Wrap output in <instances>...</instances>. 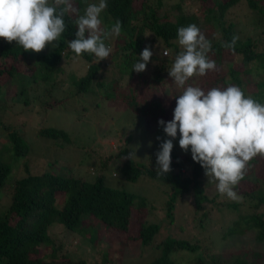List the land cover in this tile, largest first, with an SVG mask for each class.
Segmentation results:
<instances>
[{"label": "trees", "instance_id": "16d2710c", "mask_svg": "<svg viewBox=\"0 0 264 264\" xmlns=\"http://www.w3.org/2000/svg\"><path fill=\"white\" fill-rule=\"evenodd\" d=\"M163 1L140 0L138 8L135 6V0H107V8L101 14L102 27L110 29L119 20L122 28L119 36L113 35L106 41V44L113 45L114 49L109 58L101 61L88 53L76 56L68 47L67 42L75 39L77 31L75 24L77 14L75 13L65 15L66 30L60 38L58 47L52 48L50 51L40 53L24 51L16 42L8 43L0 38V77L6 76L8 83H14L17 75L25 73L19 71V65L22 69L26 66L30 73L23 74L18 80L20 88L25 92H27L28 86L35 87L34 85L40 82L48 85L44 90L47 96H55L52 90H55L58 73L62 70V59H82L87 65V69L83 75L77 78L73 77L71 94L58 98L55 96L54 100L46 101L44 105L51 107L52 102L54 104L66 102L65 100L68 98L70 100L73 96L84 94L82 98L88 101H86V105L81 103L82 106L78 107L82 110L81 113L76 114L78 119L84 114L88 117L92 115L91 120L96 124H101L102 117L109 120V116L119 106L115 103L108 104L107 100H121L124 107L116 109L118 115L126 111L127 121L131 119L136 124H145L151 121L154 123L152 136L149 137L154 148L147 149L146 161H136L129 156V143L132 134H126L123 138H119L121 141L118 139L115 151H108V156L105 159H100L102 165L106 166L114 156L119 157L123 161L121 171L126 180L135 182L141 177H147L152 181L157 180L166 185L162 191L165 198L159 205H156L140 193L106 183L103 172L95 171L94 173L93 169L89 175H84V170L74 163V165L68 164L73 171L63 172L56 170L51 165L52 163L44 161L40 165L47 166L48 169L31 172L29 164L26 162L23 165L25 168L23 174L8 179L13 167L6 160L0 158V264H57V252L62 244L55 245V240L50 233L53 226L61 227L65 232L76 235L81 232L83 234L91 232L86 240L91 243V248H93L89 254L96 251L101 260H94V257L90 259L91 255L87 259L83 257L72 259L68 255H63L71 264H108L109 261L114 264H257L254 260L246 258L244 253L243 255L233 254L229 257H224L221 253H210V261H205L203 249L206 247H203L200 241L179 238L166 232V223H173L178 218L175 205L184 196L187 197L186 200L182 199V204L186 203L191 207L194 224L196 221L200 224L204 220L206 223L208 222L210 211L207 210L206 205L217 203L235 206L250 201L251 211L239 213L230 224H216L215 227H223L224 230L221 233L223 240H233L235 236L243 237L247 233H251L256 241H263L264 190L258 189L255 195L252 191L253 188L242 191L240 185H237L234 191L243 200L230 199L226 202H223L222 198L219 199V194L210 195L207 192V186L211 187L215 179L212 177L207 179L208 176L205 175L202 166L193 161L191 151L187 155L178 154L179 134L173 139L172 171L164 175L158 174L156 153L160 150L162 140L170 139L159 126L158 121L160 119L168 121L163 101L169 99V95L165 97V91H162L161 94L164 97L161 99L156 96V92H159V88H163L167 82L176 85L169 75V70L176 55L183 51L182 46L178 43V28L198 24L200 20L194 12L188 11L185 0H178L177 3L171 4L170 10L161 14L160 9ZM197 1L200 3L198 8L201 15L206 21L211 22L216 30L213 32L214 38L209 40L212 48L208 55L219 67V69L209 71L206 75L201 76L204 82L203 89L207 91L214 87L226 88L235 85L240 87L246 96H251L254 100L264 104V49L259 47L258 40L249 36L245 39L239 38L234 49L223 46L226 43H231L234 35L237 36L234 24L226 23L223 20L224 14L240 0H212L211 4L209 0ZM262 1L259 3L258 0H247L249 6L258 13L257 20L260 23H264V0ZM73 2L76 4L79 14L82 15L88 4H98L99 0H73ZM160 46L170 49L171 53L167 56L162 55L157 51ZM145 47L150 48L153 57L147 65V68H150V74L143 78V72H135L133 65L140 59L139 55ZM228 54H231V57H228ZM118 58H120L118 64L121 70L122 68L129 70L128 84L114 94L115 88L106 87V82L102 80L101 68L111 63L117 66L115 62ZM226 59H229V62L223 63ZM254 61L258 62L259 70L256 75L251 73L250 68V64ZM234 62L238 63V67L234 65ZM255 76H258V79H255ZM192 79L194 77L186 82L185 87L192 85ZM249 85L253 89H249ZM94 86L100 89L106 88L105 96L91 93ZM132 86H135L136 90L131 91L130 87ZM180 90L183 92L184 89ZM1 95L3 98L4 94L1 92L0 85V98ZM21 101L28 103L27 94ZM170 102L171 104L175 103L172 100ZM103 106L111 110L106 111L105 108L102 110ZM0 107H2L1 104ZM90 110L92 112L88 114ZM92 113H97L96 118ZM37 133L39 136L51 140V147L55 148L62 147L74 140L71 131L59 126H41ZM106 135L103 131L100 137H111H106ZM157 137L161 139H157ZM6 139L10 146V154L15 159L30 151L24 132L8 129ZM256 161L255 157L250 164ZM186 171L188 172L186 173ZM115 175L116 173H113V176ZM246 178L248 177L245 175L244 179ZM255 181L258 179L256 178ZM245 198H247L246 201ZM157 209L164 213L165 221L164 219L157 222L147 220ZM93 220H96L110 233L117 231L125 234L126 238L122 239L120 247L127 248V242L131 241V243L138 244L142 251L149 249L148 261L142 257L141 259L127 257L125 252L124 257L121 256L123 253L121 252L120 257L116 258L113 255L115 251L110 257L106 246L97 248L100 244L98 235L91 231ZM84 223H89L88 228H83L86 225ZM134 223H136L137 234L127 235ZM179 227V231H185L187 222L184 221ZM44 248L49 250L46 254L41 252ZM253 255L259 256L258 252H254ZM143 261L144 263H142Z\"/></svg>", "mask_w": 264, "mask_h": 264}, {"label": "rangeland", "instance_id": "374dc122", "mask_svg": "<svg viewBox=\"0 0 264 264\" xmlns=\"http://www.w3.org/2000/svg\"><path fill=\"white\" fill-rule=\"evenodd\" d=\"M209 1H211L210 4L213 3L212 0ZM177 2L178 0H164L160 9V13L163 14L165 11H169L171 4H175ZM185 2L187 4L188 11L194 12L195 15L199 17V23L196 25L200 28L206 39L211 40L214 38L215 35H213V32L216 30L213 27V24H211L209 21H206L201 15V11L198 8V5L200 4L199 1L185 0ZM258 2L262 3L263 1L258 0ZM73 4L74 7H76L74 2ZM135 6L138 8L140 7V0H135ZM257 19L258 13L249 6L247 0H240L237 4L229 8L224 14L223 18L226 23L232 22L234 24V29L239 38L245 39L249 36H252V38L258 40L259 47L264 49V23H260ZM108 46L111 47L113 51V45ZM52 48L53 47L49 45L43 51H50ZM163 50H167L168 55L171 53L170 49L162 48V46L157 49V51L162 55ZM227 56L231 57V54H228ZM119 62L120 58H118L115 62L117 66H114L113 63H111L104 65V67L101 68L102 80L106 82V87L115 88V90H113L114 94L118 92V90L121 91V88L128 84L127 74L129 73V70H125L123 68L121 70V67L118 64ZM228 62L229 59H226L223 63ZM257 64V61H254L250 64V68L252 70L251 73L253 75L258 73L259 69ZM234 65L238 67L237 62H234ZM61 68V72L58 73V82L55 85V90H52L54 91L57 98L62 97V95L65 96L71 94L73 90V77L75 76L77 78L83 75L86 72L87 65L80 58H64L61 61ZM217 69H219L218 66L216 70ZM224 69H226L225 65ZM19 71L25 72L27 74L30 73L26 66H24L22 69V67L19 65ZM23 74L17 75L15 77L17 79L14 83H8L6 76L0 77L1 92L4 94L3 98L2 95L0 98V104L2 105V107H0V158L6 160L13 167L8 179L15 175L19 176L23 174V171L25 170L23 165L26 162L29 164L31 172H39L45 168L48 169L47 166L42 167L40 165L44 161L52 163L51 165L54 166L56 170L63 172L73 171L69 167L70 165L68 166V164H76L84 170V175H89L90 171H93V169L94 173L95 171L97 173L103 172L106 183L113 186L124 187L127 190L135 193H140L146 196L149 201H153L156 205H159L162 200H164L165 196L162 191L166 187L165 184L157 180L152 181L147 177H141L135 182L126 180L121 171V164L123 162L121 158L114 156L106 166L102 165L100 160L103 158L105 159L106 156H108V151H115L114 148L115 145H117L119 138L121 139L126 134L131 133L132 139L129 143V156L139 162L146 161L147 149L154 148V144L150 142L149 138L152 136V128L154 126L152 121L145 124H136V122L133 123L132 120L129 119L128 122L125 116V114H127L126 111L119 113V115L117 114L118 112L116 109H123L124 107L122 101L118 99L107 100V102L109 101L108 104H119L114 112H112V115L109 116V120L103 116L101 119V124H96L91 120L92 115L91 117H88L86 114L78 119V115L76 114L82 112V110L78 107L82 106L81 103L86 105V101H88L87 99L82 98L84 94L73 96L70 100L68 98L65 100L66 102H59L57 104L52 102L51 107L45 106L44 103L46 101H52L55 99V96L49 97L44 93L45 87L48 85L39 82L34 85L35 87L28 86L26 88L27 92L22 91L18 80ZM27 74L26 76H28ZM149 74L150 68H147L146 71L143 72V78ZM255 79H258V76H255ZM203 83L204 82L201 76H194V79H192V86L204 88ZM163 88H159L160 90L159 92H156V96L163 99L164 96L161 94L162 91H165V97L169 95V99H164L165 101L163 102L167 111L166 117L168 121H171L173 119V110L176 107L175 98L181 95L182 92L180 90L181 88L174 84L172 85L169 82H167ZM249 89L253 88L249 85ZM106 90V88L100 89L99 87L94 86L91 90V93L98 94V96H105ZM130 90L134 91L136 90V87L132 86L130 87ZM25 93L28 96L27 104L21 101L23 100V97H25ZM85 96H88V94H85ZM90 98L92 99L93 97L91 96ZM170 100L175 101V103L171 104ZM104 103L106 102L104 101ZM53 104L54 106H52ZM104 106L102 107V110L105 108ZM107 106L110 108L109 105ZM105 110L110 111L111 109L106 107ZM91 112L92 111L90 110L88 114H91ZM96 115L97 113L93 114V117L96 118ZM41 126L63 127L67 131H71V135L74 140L70 143L64 144L59 148H55L54 146L51 147V140L41 137L37 133L38 128ZM8 129H16L18 131L24 132L27 143L30 146V151L27 154L21 155L18 159H15L14 156L10 154V146L8 145L6 139ZM103 131L107 134L106 137H111H100V135L102 136ZM189 151L185 152L178 144L177 152L179 155H187L190 153ZM49 158L50 160H48ZM256 158L257 161L250 164L249 166L246 174L248 178L240 181L238 184L240 185L242 191L245 189L251 190L253 188L252 191L255 195L257 194L258 189L261 188L264 190V156H257ZM187 172L188 171H186V173ZM113 173H116V175L113 176ZM209 178L211 177H208L207 179ZM256 178L258 181H255ZM217 184L218 181L215 180L211 187L207 186V192L210 195L214 193L219 194V199L222 198L223 202L230 200L226 195L222 196L219 193ZM237 195L240 197L239 200H243L239 194ZM186 197L187 196H184L183 198L186 200ZM182 199H180V201L175 205V211L178 213V218L173 223L165 222L167 225L165 227L167 234H172L179 238H191L194 239V241H200L203 247H206V249H203L205 261H210V253H221L224 257H229L233 254L243 255L244 253L246 254L245 257L249 260H254L257 264H264V240L260 242L256 241L254 239V235L251 233H247L243 237L235 236L233 240H223L221 236V233H223L224 230L223 227H215L216 224H230L239 213H247L251 211V202H247V198L244 199L246 201L245 203H240L239 205L235 206L220 205L217 203L206 205L207 210L210 211L208 215L209 220L207 223L204 220L202 224L198 223L197 221L195 224L192 222L193 213L190 210L191 207L186 205V203L182 204ZM181 214H183L182 217ZM164 218V213L157 209L147 218V220L157 222L163 220ZM184 221L187 222V227L185 231L181 232L179 231V225H182ZM93 223L94 224L91 231L92 233L98 235L100 244L97 248L106 246V250L110 252V257L114 251L115 252L113 255H115L116 258L120 257L119 255L121 252H123L121 253V256L124 257L125 252L127 257H132L134 259H141L142 257V259L145 258L148 261L149 249H144V251H142L138 244L131 243V241L127 242V248L120 247L122 239L126 238L125 234L117 231L110 233L108 232L109 230L102 227L101 224H99L96 220H93ZM84 224L86 225H84L83 228H88L89 223ZM135 224L136 223L131 226L127 235H131L130 233L137 234ZM50 233L55 240L56 246L62 244V247L59 248L57 252V264H71L68 259L63 257V255H68L72 259H77L80 257L87 259L91 255L90 259L94 257V260H101L99 254L96 251H94L93 254H89L93 249L91 248V243L86 241L90 236V231L84 234L81 232L79 235H76L65 232L61 227L53 226L51 227ZM101 236L103 237L100 239ZM47 251L49 250L44 248L41 252L42 254H46ZM254 252H258L259 256L256 257L253 255ZM183 256L186 257L185 254H183ZM90 259H88V261H90ZM142 263H144V261ZM108 264L114 263L109 261Z\"/></svg>", "mask_w": 264, "mask_h": 264}, {"label": "clouds", "instance_id": "9594fccd", "mask_svg": "<svg viewBox=\"0 0 264 264\" xmlns=\"http://www.w3.org/2000/svg\"><path fill=\"white\" fill-rule=\"evenodd\" d=\"M106 8L107 0H99L88 4L81 15L73 0H0V38L16 42L24 51L40 53L49 45L58 47L66 30L64 17L75 13L77 31L68 47L76 56L88 53L101 61L112 52L106 41L119 36L122 28L119 20L110 29L102 27L101 14ZM177 35L183 51L176 55L169 75L184 90L176 98L173 119L158 121L170 139L162 140L156 153L157 172L172 171L173 139L179 133V146L185 152L190 150L205 175L218 181L219 193L239 200L235 187L244 179L250 162L264 156V104L235 85L207 91L199 86L185 87L190 78L215 71L217 65L208 55L211 42L196 24L179 27ZM238 39L234 35L231 43L223 46L234 49ZM163 55L168 51L163 50ZM139 57L133 65L137 73L146 71L153 52L145 47Z\"/></svg>", "mask_w": 264, "mask_h": 264}]
</instances>
